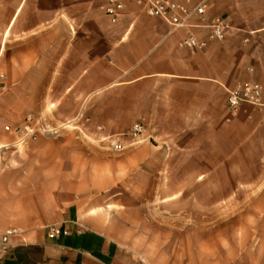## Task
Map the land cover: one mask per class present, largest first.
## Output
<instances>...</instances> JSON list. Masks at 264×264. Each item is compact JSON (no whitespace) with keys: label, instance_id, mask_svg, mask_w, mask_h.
Instances as JSON below:
<instances>
[{"label":"crops","instance_id":"1","mask_svg":"<svg viewBox=\"0 0 264 264\" xmlns=\"http://www.w3.org/2000/svg\"><path fill=\"white\" fill-rule=\"evenodd\" d=\"M109 1L0 0V235L20 233L0 264H205L203 235L220 252L226 239L222 217L206 228L190 213L201 209L196 193L210 174L245 176L231 198L247 192L251 210L260 191L264 208V107H227L228 89L241 82L264 93V0H194L203 2L202 23L232 25L223 41H209L195 17L194 27L173 30L129 0H115L124 9L113 23ZM190 32L207 46L185 47ZM65 120L74 131H62ZM136 122L145 127L140 142L120 152L87 141ZM135 176L153 182L126 183ZM229 219L228 262L264 264V211ZM51 225L62 234L50 238Z\"/></svg>","mask_w":264,"mask_h":264},{"label":"built area","instance_id":"2","mask_svg":"<svg viewBox=\"0 0 264 264\" xmlns=\"http://www.w3.org/2000/svg\"><path fill=\"white\" fill-rule=\"evenodd\" d=\"M134 3H139L144 6L145 12L151 17H157L166 21L173 30H178L187 27H194L190 23V19L195 17L197 22L195 27H205L208 29L209 41H223L228 31L232 29V25L221 17L212 19L209 23L205 21V9L203 2L194 3V0H129ZM124 5L121 2L110 0L105 12L110 16L111 21L116 23L119 19ZM253 32H250L251 35ZM207 41L199 39L194 33L190 32L183 39V45L188 49H204L207 46ZM249 42V37L244 39ZM243 104L252 105L255 107H264V93L258 84L247 81L241 82L232 89H228L227 107L231 112H235ZM27 122H33L35 117L29 115L26 118ZM9 129V126L6 127ZM25 130H31L29 124L25 126ZM40 131L48 135H58L59 131L48 126L40 127ZM145 127L142 123H134L128 131L116 135L103 137L99 142H106L104 148L120 152L127 145H135L140 142L141 135L144 133ZM126 139H130L129 144L124 143ZM20 234L15 230H8L3 235H0V250L7 251L8 240L12 235ZM62 234L61 229L57 225L49 226L48 236L50 238L58 237Z\"/></svg>","mask_w":264,"mask_h":264},{"label":"rangeland","instance_id":"3","mask_svg":"<svg viewBox=\"0 0 264 264\" xmlns=\"http://www.w3.org/2000/svg\"><path fill=\"white\" fill-rule=\"evenodd\" d=\"M3 83V77L0 73V86H2ZM53 120V118L51 117ZM65 125L62 128V131L69 132L74 131V122L70 120H65ZM77 131V130H76ZM128 131V130H127ZM83 135L81 131L77 133V135ZM122 134V133H121ZM120 135V134H119ZM84 136V135H83ZM87 141L98 151L106 152V153H117V151L109 150L107 148H104L103 145H106V142H99L96 139H87ZM223 171V170H222ZM246 177L245 176H234L230 177L228 175H206L201 176V191L199 193H196L198 196V199L201 200V209H190L191 215L197 214L201 217L207 219L205 221H208L205 224H201L203 227H214L215 225L210 223L211 219L214 217H222V222L217 224V226H220L223 229V232H225L226 239L222 240V251L220 252L219 248L214 244V241L209 239L212 234H204L203 236L207 237V240L205 242V245L201 247V253L203 259L206 258L205 264H230L228 262L229 260V252L231 250L230 248V240L229 237L232 233L231 227H235L234 223H231V220L229 217H235V216H245V215H261L264 211V208L262 206V192H257L254 194V203L253 208L250 210L248 209L246 205V194L245 191H240L237 193H234L233 197L231 198V193L229 191L231 184L235 182H245ZM137 182L141 183L143 187H147L150 183L153 182V180L150 177H129L126 180V183H132ZM147 194L149 196H146V199H154L150 194ZM160 214L161 212L158 211ZM165 214V213H164ZM233 221V220H232ZM158 226H153L152 230H154L158 235L160 232H163V229L161 227V224H157ZM204 233H209V230H206ZM160 250L161 248H166L167 244H165L164 240L161 239H155L153 241ZM254 247H261L262 246V239L261 237H256L254 239ZM145 244V243H143ZM246 243V239H239L238 240V247L244 248ZM168 247L169 244H168ZM174 247L176 249H181L178 244H175ZM226 253V256H224V253ZM239 253V251H238ZM247 257L238 258L237 262H234L235 264H246L247 263ZM211 260V261H210Z\"/></svg>","mask_w":264,"mask_h":264}]
</instances>
